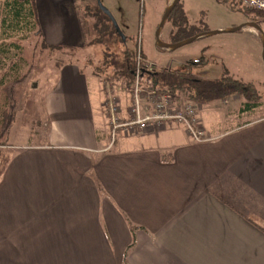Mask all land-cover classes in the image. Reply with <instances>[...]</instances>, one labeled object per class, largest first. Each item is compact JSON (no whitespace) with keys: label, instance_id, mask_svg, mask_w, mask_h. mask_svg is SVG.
Returning a JSON list of instances; mask_svg holds the SVG:
<instances>
[{"label":"crops","instance_id":"crops-1","mask_svg":"<svg viewBox=\"0 0 264 264\" xmlns=\"http://www.w3.org/2000/svg\"><path fill=\"white\" fill-rule=\"evenodd\" d=\"M37 4L45 41L70 47L48 41ZM71 71L44 141L13 145L0 178V264H126L132 227L127 264H264L262 104L218 128L201 113L202 141L170 124L112 142L115 85ZM118 97L126 116L130 92Z\"/></svg>","mask_w":264,"mask_h":264},{"label":"rangeland","instance_id":"rangeland-1","mask_svg":"<svg viewBox=\"0 0 264 264\" xmlns=\"http://www.w3.org/2000/svg\"><path fill=\"white\" fill-rule=\"evenodd\" d=\"M37 1L47 25L45 26L52 33L48 36V41H64L65 44L70 45V50L52 51L44 48L41 39L32 36L23 42L21 56L24 60L20 61L21 67L18 70L12 71L11 67L14 60H20V56L8 61L4 68L0 67V110L4 103L6 88L14 84L15 78L25 76L23 81L16 84L17 117L8 134V145L5 147V151L10 154L13 145L44 141V135L49 129L47 114L51 108V98L54 96L52 99L55 100L56 96L70 95L71 90L68 88L73 87L71 80L78 75L73 74V71L68 73L70 68L77 66L86 75L95 78L98 74L95 73L94 68L98 69L104 65L106 44L96 40L99 31L97 26L95 27L94 20L97 13L96 6L99 5L98 0ZM100 1L128 38L126 47L136 52L141 46L144 57L150 59L157 70L178 71L187 65V72L203 78L220 77L224 70H227L242 82L254 83L257 86L262 95V107L256 114L264 113V45L262 34L256 28L247 26L237 32H222L196 40L173 51H162L156 47V33L169 0ZM180 3V7L189 18L191 32L196 33L195 35L230 29L249 22H257L264 33V16L257 11L245 12L244 7L239 3H231L227 0H181ZM68 13L71 17L67 18L65 14ZM56 14L62 18L54 20ZM74 15L79 21L72 20ZM78 23L82 30L81 36L78 34ZM252 28L258 34L254 33ZM171 31L172 21L168 20L161 34L165 42H171ZM119 48L124 47L119 45ZM3 77L4 82H1ZM97 77L103 82L108 80L103 75ZM108 82L115 85L111 92L118 96L120 92L130 90L121 82ZM237 96H240V100H237ZM247 102L244 96L235 93L205 104L202 115L206 119L215 120L213 126L216 128L223 123L229 125L231 121L228 122L221 116L223 111L239 112Z\"/></svg>","mask_w":264,"mask_h":264},{"label":"trees","instance_id":"trees-1","mask_svg":"<svg viewBox=\"0 0 264 264\" xmlns=\"http://www.w3.org/2000/svg\"><path fill=\"white\" fill-rule=\"evenodd\" d=\"M180 6L181 3L168 19L172 21L170 33L172 43L180 42L196 34L191 32L189 18ZM96 9L94 20L96 21L95 27L97 26L99 31L96 40L106 44V51L103 67L94 68V71L98 75L105 76L107 81L121 82L131 88L137 51L133 52L126 47L128 38L126 37L124 42L108 13L99 5L96 6ZM243 10L245 12L257 11L264 16V10L246 7ZM32 36H37L41 39L44 48L52 51L70 50V47L51 45L45 41L41 30L37 0H0V67L4 68L10 61L20 56V60H14L11 67L12 71L18 70L21 67L20 61L24 60V57L21 56L23 55V42ZM119 45H123L124 48L120 49ZM145 73V84L149 88L167 93L178 101L181 96L186 95L196 103L205 105L237 93L248 101L242 111H252L261 105L262 95L257 86L254 83L242 82L227 70L220 77L203 78L183 69L178 71L157 70L154 65L151 70H145ZM4 77L1 82H4ZM24 79L25 76L15 78L14 84L10 88H6L4 103L0 110V178L11 158V154L5 151V147L8 145L7 137L17 117L16 84ZM132 229L134 230V239L126 253V264L129 250L135 245V228L132 227Z\"/></svg>","mask_w":264,"mask_h":264},{"label":"built area","instance_id":"built-area-1","mask_svg":"<svg viewBox=\"0 0 264 264\" xmlns=\"http://www.w3.org/2000/svg\"><path fill=\"white\" fill-rule=\"evenodd\" d=\"M241 4L243 7L264 10V0H227ZM139 46L136 68L133 71V84L129 90L131 106L128 114L123 115L122 106L117 94L110 91L104 102L108 114L111 139L114 142L120 134H134L150 129H160L170 124L184 126L187 134L194 141L206 138L201 113L203 105L196 103L188 96L175 100L171 95L149 88L146 84L145 70H151L154 63L145 58ZM199 62V61H197Z\"/></svg>","mask_w":264,"mask_h":264},{"label":"water","instance_id":"water-1","mask_svg":"<svg viewBox=\"0 0 264 264\" xmlns=\"http://www.w3.org/2000/svg\"><path fill=\"white\" fill-rule=\"evenodd\" d=\"M181 2V0H169L168 5H167V9L165 11V14L163 16V19L158 27L157 33H156V47L162 51H173L176 50L186 44H189L191 42H194L196 40L202 39L204 37L210 36V35H216V34H220L222 32H236L239 30H242L243 28L247 27V26H252L254 28H256L259 32H261L262 37H263V45H264V33L262 32L260 26L258 25V23L256 22H249V23H244L238 27H234V28H230V29H219V30H214V31H208V32H204L201 34H197L195 36H192L190 38H187L185 40H182L180 42H176V43H172V42H165L162 39V30L166 24V22L168 21L171 13L174 11V9L178 6V4ZM98 4L99 6L108 13V15L110 16V18L112 19L116 30L118 31V33L120 34V36L122 37V39L124 40V42L126 41V36L124 35V33L121 31L120 27L118 26L116 20L114 19L113 15L109 12L108 9H106L100 0H98ZM263 59H264V48H263Z\"/></svg>","mask_w":264,"mask_h":264}]
</instances>
